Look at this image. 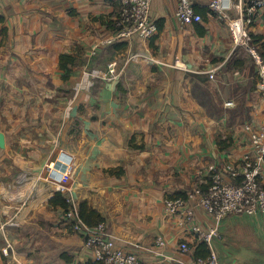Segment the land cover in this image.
Here are the masks:
<instances>
[{
	"label": "crops",
	"instance_id": "1",
	"mask_svg": "<svg viewBox=\"0 0 264 264\" xmlns=\"http://www.w3.org/2000/svg\"><path fill=\"white\" fill-rule=\"evenodd\" d=\"M191 2L199 13L207 7L209 0ZM176 3L177 0H152L150 16L155 22L162 20V29L153 40V49L149 46L152 37L147 41L134 37L100 48L98 58L92 62L94 65H105L106 62L99 56L107 48H114L117 52L118 60L115 61L123 63L127 60L126 74L122 76H125L123 86L128 88L130 97L118 102L101 97L98 102L104 108L97 118L90 115V139L86 137L87 130L82 132V140L89 141L91 145L67 148L74 160L72 171L75 164L79 170L77 178L73 175L69 183L72 194L77 191L75 197L78 202L85 200L96 209L115 235L116 245L137 254L143 264H187L195 256L194 249L199 242L180 217L164 212L162 197L189 189L197 182L196 171L200 166L234 159L246 142L243 128L239 144L224 149L204 147L196 145V142L186 144L177 139L175 130L174 134L166 131L168 120L175 121L177 117L164 114L166 109L161 106L166 107L165 101L155 105L165 99V92L159 90L176 83L190 84L187 73L204 70L196 57H204L208 53L224 54L227 38L231 41L229 32L222 26L225 23L208 12L201 22L184 29L178 28L174 19ZM228 3L229 0H224L225 6ZM118 12L117 0H0V38L4 34L2 41L6 43L5 50L0 51V63L13 59V73L17 70L19 73H31L33 64L35 68L30 75L31 82L24 79L18 86L6 85L11 79L0 70V83H3L0 86V103H13L11 99L16 94L11 90H21L16 93L20 92L23 98L32 89L41 94L43 74L58 75L60 53L73 55L75 60L78 53L89 59L95 56L90 55L91 46L112 32ZM258 26H262L264 36V14L250 30L258 33ZM196 27H203L205 33L198 34ZM146 51L158 61L153 63L156 69L148 72L140 55L129 59L132 53L145 57ZM44 58L50 60L49 69L45 68L47 62ZM175 60L183 67L173 66ZM142 70H146L144 78L148 77V82L140 89L145 91L150 84L154 91L139 98L131 92V85L141 79ZM234 80L238 81L237 78ZM250 104L260 107V102L254 98L250 99ZM260 115L256 111L250 112L251 122L248 123H256ZM177 116L180 117L179 114ZM198 130L194 136L200 138L202 130ZM3 134L5 149L0 152V226L3 225L4 230L0 229V249L4 245V235L11 241L12 248L8 256L0 252V264H77L91 258L81 237L67 230L63 223L52 230L47 229V219L60 220V208L48 203L54 192L52 187L39 181L30 188V192L25 183L18 192L9 188L15 176L9 167L10 140ZM139 142L143 145L136 146ZM112 168H117L118 172L113 179L107 176ZM108 185L117 188H107ZM262 219V216L244 218L234 215L225 218L220 226L222 239H214L212 244L221 264H264ZM194 221L204 229L212 224L211 217L201 209L195 210ZM57 231L65 236H58ZM41 232L48 233L45 243H38L33 235ZM157 237L165 239L163 247H153ZM183 241L190 247L185 253L178 249V243ZM157 250L163 256L158 255ZM62 252L70 255L72 261L60 258Z\"/></svg>",
	"mask_w": 264,
	"mask_h": 264
},
{
	"label": "rangeland",
	"instance_id": "2",
	"mask_svg": "<svg viewBox=\"0 0 264 264\" xmlns=\"http://www.w3.org/2000/svg\"><path fill=\"white\" fill-rule=\"evenodd\" d=\"M222 26L227 29L228 33V26L226 24ZM258 27L260 29L258 33H253L252 30H249V32L254 35H262V26ZM3 35L1 34L0 38V51L5 50L6 45L2 41ZM227 41L228 45L224 54L208 53L204 54V57H196L197 60H200V66L204 70L198 73L188 72L187 77L190 84L184 86L183 83L182 85L176 83V85L173 84L159 90L165 92V95H163L165 99H161L155 105L159 106L162 101H165L166 107L161 106L162 109H166L164 114L172 118L177 117L175 121L168 120L169 124L166 131L174 134L175 130L178 135L177 139L184 141L186 144L196 142V145L216 146L219 149L233 147L234 144L237 146L241 141L243 125L251 122L250 112L256 111L261 114L256 123L257 121L261 123L264 119L262 118V88L257 74V65L244 45L233 48L229 38H227ZM262 43V39L248 36V44L253 46L261 56ZM113 49L107 48L103 51V55L99 56L104 63L106 62L104 66H97L92 63L98 58V54L91 56L89 59L88 56L78 53L66 80L62 78L63 72L61 70L58 71L57 76L47 72V75L43 74L44 88L41 94L32 89L23 98L19 95L20 92L16 93V91L21 90H11V93L16 94L11 99L13 103H0V131L9 137L11 146L9 167L15 176L14 183L11 187L9 186L11 190L18 192V189L25 183L27 191L30 192V188L34 187V184L37 185L39 181L52 187L38 178L39 167L55 149L62 148L67 151V148L72 149L79 148L82 145H91L89 141L82 140V132L87 130L86 137L90 139L89 132H92L90 115L97 118L98 113L104 108L98 102L101 97L117 102L122 98L130 97L126 90L128 88L123 86L125 76L114 82H106L91 79L81 72L82 66L87 64L88 67L104 68L109 62L118 60L116 58L117 52ZM149 54L151 52L146 51V55L143 57V54L132 53L129 59L140 55V58L145 60L143 63L147 66L148 72V70L156 69L155 64L149 59ZM44 60H46L44 62H47L45 68L49 69L50 60L45 58ZM202 62H204L203 65ZM14 63L13 59H7L4 60V63H0L2 73L11 79L6 85L18 86L24 79L31 82L30 75L35 72L34 64L30 67L31 73H19L18 70L13 73ZM211 69H213V77L210 78L205 71ZM145 71L142 70L141 79H137L132 83L133 86L131 85V92L139 98L154 91L150 84L147 86V90L140 89L148 82V77L144 78ZM235 78L238 81H235ZM156 80L161 79L157 78ZM0 86H3L2 82ZM251 98L260 102L259 108L250 104ZM228 100L232 101L231 105H226ZM178 114L180 117L177 116ZM86 125L88 126L86 127ZM200 128L202 136L200 138L195 137L194 133H198ZM137 145L141 146L143 142L136 143ZM2 149H5V146L0 148V152L3 151ZM76 168L75 164L73 175L77 178L79 170ZM117 175V168H112L111 171L108 170V178L113 179ZM19 176L21 178L17 179ZM107 188L117 187L108 185ZM73 196L77 200V197H75L77 191L73 192ZM61 212L62 209H60V220L58 222L48 219L45 221L48 230H52L55 228L54 226L62 223L67 230H71L69 224L62 219ZM242 217L246 218L244 215ZM59 232L56 233L58 236H65ZM33 235L38 243H45L48 233L41 232ZM43 235L45 236L40 237ZM59 242L60 240H58L60 247ZM262 243L264 244V217L262 219Z\"/></svg>",
	"mask_w": 264,
	"mask_h": 264
},
{
	"label": "built area",
	"instance_id": "3",
	"mask_svg": "<svg viewBox=\"0 0 264 264\" xmlns=\"http://www.w3.org/2000/svg\"><path fill=\"white\" fill-rule=\"evenodd\" d=\"M118 17L112 32L99 39L90 48V55H95L100 48L127 41L137 37L149 40L157 33V24L150 16L152 0H117ZM209 0L208 11L228 26L233 47L244 45L257 65V74L264 91V59L256 49L248 44L249 30L264 14V0ZM174 19L180 29L199 23L202 17L193 7L191 0H177ZM149 59L158 62L151 54ZM127 60L123 63L115 60L104 68L83 66L82 74L106 82H114L125 72ZM183 67L175 60L172 64ZM212 70L205 71L213 77ZM232 101H226L231 105ZM246 142L234 159L205 163L197 171V182L180 194L162 197L164 212L177 215L183 224L189 226L197 242H204L208 248L205 257L193 256L187 264H221L212 246L214 239H222V222L228 216L264 217V121L243 125ZM73 156L62 148L54 153L39 168L38 178L50 184L53 191L65 196L66 207L62 209V219L71 230L78 234L91 259L101 264H143L139 256L116 245V237L105 221L95 224L86 223L79 213L78 201L69 186L73 178ZM201 209L211 217L212 224L204 229L194 221V212ZM0 229L4 230L1 225ZM165 239L157 237L153 247H163ZM12 248L11 241L4 235V245L0 252L8 256ZM181 253L190 250L187 242H179ZM157 254L163 256L157 250Z\"/></svg>",
	"mask_w": 264,
	"mask_h": 264
},
{
	"label": "trees",
	"instance_id": "4",
	"mask_svg": "<svg viewBox=\"0 0 264 264\" xmlns=\"http://www.w3.org/2000/svg\"><path fill=\"white\" fill-rule=\"evenodd\" d=\"M210 13L208 11L207 7H204L203 10L201 12H199V14L201 15L202 18L205 19V14L206 13ZM162 20L158 19L156 20L157 23V33L156 35L152 36V39L149 42V46L153 49L154 45H153V40L157 37L158 33L161 31L162 29V24H161ZM198 25V24H196ZM197 32L200 35H203L205 33V29L203 27L201 28H197ZM250 37H257L259 40L262 39V46H263V51H262V58L264 59V36L263 35H254L253 33H249ZM75 63V57L73 55L70 54H66V53H60L58 56V68L59 70H61L63 72L62 74V78L64 80H66L69 77V74L71 72L72 66ZM181 192H176L174 194H180ZM48 203L52 206H58L60 207V209H64L66 207V199L65 196L57 191L53 192L52 195L48 198ZM78 208H79V213L81 215V217L83 218V220L88 223V224H95L98 223L100 221H104V217L100 215V213L90 207L87 202L85 200L78 202ZM203 251V252H201ZM208 254V248L206 246V244L204 242H199L195 249H194V255L195 256H202L205 257ZM60 258L64 259L66 262H71L72 261V257L70 255H68L65 252L60 253ZM77 264H101L91 258L87 259L86 261L83 262H77Z\"/></svg>",
	"mask_w": 264,
	"mask_h": 264
},
{
	"label": "water",
	"instance_id": "5",
	"mask_svg": "<svg viewBox=\"0 0 264 264\" xmlns=\"http://www.w3.org/2000/svg\"><path fill=\"white\" fill-rule=\"evenodd\" d=\"M4 146H5L4 134L2 131H0V148H4Z\"/></svg>",
	"mask_w": 264,
	"mask_h": 264
}]
</instances>
